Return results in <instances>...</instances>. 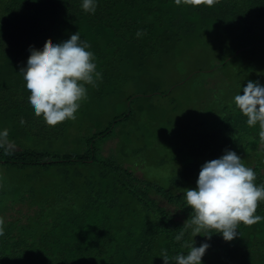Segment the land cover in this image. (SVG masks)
<instances>
[{"label": "trees", "instance_id": "16d2710c", "mask_svg": "<svg viewBox=\"0 0 264 264\" xmlns=\"http://www.w3.org/2000/svg\"><path fill=\"white\" fill-rule=\"evenodd\" d=\"M81 3L0 0V264H164L162 255L186 253L182 243L193 240L209 245L202 264H264V220L238 223L231 240L214 228L193 237L194 225L174 239L195 214L183 194L205 161L234 150L264 183L260 125L249 126L232 101L249 79L264 84V0H97L94 13ZM77 30L101 76L86 84L74 120L48 125L29 107L19 71L30 48ZM197 50V67L158 91L171 60ZM200 74L212 85L198 120L177 116L172 138L168 116L179 105L164 121L161 103L149 100ZM133 81L145 91L113 113ZM136 114L140 135L125 132ZM161 134L167 158L154 143ZM256 214L264 216V199Z\"/></svg>", "mask_w": 264, "mask_h": 264}, {"label": "clouds", "instance_id": "9594fccd", "mask_svg": "<svg viewBox=\"0 0 264 264\" xmlns=\"http://www.w3.org/2000/svg\"><path fill=\"white\" fill-rule=\"evenodd\" d=\"M199 3L200 0H193ZM213 0H207L211 4ZM97 0H82L85 12L96 11ZM140 35V30L137 31ZM26 66L21 69L28 105L45 123L56 125L65 119L74 120L80 101L87 96L86 84L95 86L101 73L96 69L94 53L81 38L79 31L59 42L46 41L42 50L29 49ZM233 104L247 117L249 126L259 123L260 137L264 138V84L249 79L232 98ZM253 168L242 158L227 149L217 158L205 161L198 172L196 186L186 188L184 199L195 213L185 221L174 239L182 241L184 231L190 226L193 237L203 228H214L224 240L237 234L238 223L252 224L264 220L256 214L258 201L264 199V183L256 184ZM2 224V221H0ZM3 232L0 231V236ZM188 251L177 252L171 258L162 255L164 264H202V256L209 247L207 242H183ZM166 252V250H162Z\"/></svg>", "mask_w": 264, "mask_h": 264}, {"label": "rangeland", "instance_id": "374dc122", "mask_svg": "<svg viewBox=\"0 0 264 264\" xmlns=\"http://www.w3.org/2000/svg\"><path fill=\"white\" fill-rule=\"evenodd\" d=\"M197 56H198V50L193 52V53L187 52V53L183 54L182 56L175 57L173 60H171V62L169 63L170 65L165 68L166 73H163V75L167 76V78L165 77L166 79L163 80L162 86H155L156 89H158V91H160V92L166 91L170 85H172L173 83H176V81L178 79H180L181 76H183L188 70L196 68L197 64H198L196 61ZM165 64L166 63H163V69L165 67ZM225 71L230 73V74L234 73V69H232V68H227ZM217 72H218V70L215 72V74H217ZM168 73H169V75H166ZM218 76H220V74H218ZM207 78H208V75H202V74L196 75L195 77H193V79H191V80L189 79V81L175 87L173 92L171 94L165 96L163 99H160L159 96H155L154 98L156 99V101L154 99L149 100V103H152V104L161 103L162 111L165 112V114H166L163 117L164 121H165V118L167 117V115L171 113V108H173L175 106V103L177 105H179L180 108H176V112H173V114L168 116V119L172 118L175 121L172 125H170L167 122V124L169 125L167 133L172 138H174L175 133L178 131L179 125L177 122L181 119L182 116H183V118L198 120L199 107H200V105L203 104L204 99L207 95V94H205L204 88L210 87V85H212V81L208 82ZM142 91H145V87L141 86L138 81L131 82L129 85L126 86V88H124V90L118 91L117 97H121V98L119 99V101H116V103L114 104L113 107H111V111L113 113L125 112L127 109V103L125 102L124 97L126 95H131V94H141ZM147 91L150 92L151 88H148ZM218 104H219V107H221V102H218ZM161 107H160V109H161ZM177 111H178V113H177ZM180 112H183V113H181L182 115H178V114H180ZM138 114H136L135 118H134V122H136V123L128 126L127 129L125 130V132L130 129L132 131H135L139 135L144 133V131L143 132L140 131L142 119H141V116ZM184 115H186V116H184ZM177 116H180V119H178ZM219 121H220V119H219ZM214 126H216V125H214ZM153 137H154V135H153ZM158 137H159V140H156L154 143H155L156 147L159 149V152H161V153L165 152L166 153L168 151V149L166 148V144H165L167 139H165L162 136V134ZM114 138H117V137L114 136V137L110 138L113 140L108 139L110 141H108L107 143L109 145L113 146V144L116 142V139H114ZM111 141H113V143ZM139 142L142 143L141 141H139ZM107 143L105 144L106 147L109 146ZM106 147H104V148H106ZM104 153H108V150L106 149L104 151ZM168 156L169 155L167 152L166 158ZM13 215L17 216L18 214L16 212H13Z\"/></svg>", "mask_w": 264, "mask_h": 264}]
</instances>
